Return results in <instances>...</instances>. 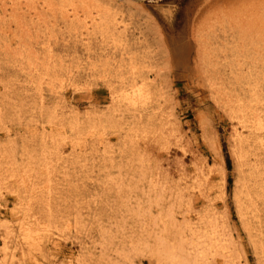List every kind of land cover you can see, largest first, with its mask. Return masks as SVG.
I'll return each instance as SVG.
<instances>
[{
  "label": "rangeland",
  "instance_id": "obj_1",
  "mask_svg": "<svg viewBox=\"0 0 264 264\" xmlns=\"http://www.w3.org/2000/svg\"><path fill=\"white\" fill-rule=\"evenodd\" d=\"M10 262L264 264V0H0Z\"/></svg>",
  "mask_w": 264,
  "mask_h": 264
},
{
  "label": "bare ground",
  "instance_id": "obj_2",
  "mask_svg": "<svg viewBox=\"0 0 264 264\" xmlns=\"http://www.w3.org/2000/svg\"><path fill=\"white\" fill-rule=\"evenodd\" d=\"M104 17H106V16H104ZM94 19H96V18H93V21H94ZM107 19H108V18H107ZM107 19H104L103 22H102V20H101V21L99 22L98 26H100V25L103 26V24H104V25H105V26H104V29H107L108 27H113L114 25L111 24V25H112V26H111V25L108 24V23H109V20H107ZM92 23H93V22H92ZM110 23H111V20H110ZM108 25H109V26H108ZM98 26L96 25V27H98ZM96 27H95V28H96ZM101 28H102V27H101ZM108 29H109V28H108ZM113 29H114V27H113ZM113 29H112V30H113ZM102 30H103V29H102ZM115 30H116V28H115ZM98 31H99V30H98ZM100 33H101V32H100ZM119 35H120V34H119ZM161 40H162L163 52H164L163 56L165 57L166 61L168 62V61L170 60V54H169L170 51H168L167 48H166V46H164V40H163V39H161ZM181 56H182V55H181ZM237 56H238V55H237ZM43 58H45V57H43ZM186 58H187V57H186ZM48 59H49V58H48ZM130 59H132V57H130ZM179 59H180V58H179ZM40 60H41V59H40ZM44 60H45V59H44ZM46 60H47V58H46ZM41 61L44 62L43 59H42ZM41 61H40V64H41ZM130 61H131V60H130ZM35 62H36V61H35ZM38 62H39V60H38ZM45 62H46V61H45ZM48 62H49V61H48ZM40 64H39V66H40ZM42 64H43V63H42ZM48 64H49V63H48ZM48 64H47V65H48ZM44 65H46V64L44 63ZM44 65H43V66H44ZM129 65H130V64H129ZM37 67H38V65H37ZM41 67H42V66H41ZM39 68H40V67H39ZM44 68H45V66H44ZM47 68H48V66H46V68H45L46 71H47V70L49 71V69H47ZM134 68H135V70H138L136 67H134ZM37 69H38V68H37ZM40 69H41V68H40ZM42 69H43V67H42ZM42 69H41V70H42ZM53 69H54V67H53ZM53 69H51L50 71H52ZM252 70H253V69H252ZM46 71H45V72H46ZM132 71H133L134 73H136V71L133 70V67H132ZM41 72H43V71H41ZM44 74H45V73H44ZM47 74H48V73H47ZM140 94H141V92H140L139 89H138V90L135 89V88L132 89V90L129 91V93H128V97H127V98H128V101L131 102V103H134L136 100H138V99H136V98H137ZM142 96H143V95H142ZM140 97H141V96H140ZM140 97H139V98H140ZM131 105H132V104H131ZM259 125H260V124H259ZM25 231H27V230H25ZM23 232H24V229H23ZM23 235L26 236L25 233H23ZM21 239H22V238H21ZM27 239H28V238H23L22 241L25 242ZM19 241H20V240H19ZM22 241H21V242H22ZM23 242H22V243H23ZM26 242H27V241H26ZM22 243H21V244H22ZM170 256H171V255H170ZM181 259H182V258H181ZM177 261H178V263L180 262L178 259H177ZM177 261H176V262H177ZM176 262H175V263H176ZM9 264H13V262H10ZM181 264H182V263H181Z\"/></svg>",
  "mask_w": 264,
  "mask_h": 264
}]
</instances>
